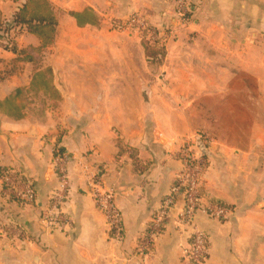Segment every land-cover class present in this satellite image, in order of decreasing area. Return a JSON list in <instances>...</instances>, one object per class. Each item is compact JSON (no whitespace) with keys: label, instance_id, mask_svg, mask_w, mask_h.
Listing matches in <instances>:
<instances>
[{"label":"crops","instance_id":"obj_1","mask_svg":"<svg viewBox=\"0 0 264 264\" xmlns=\"http://www.w3.org/2000/svg\"><path fill=\"white\" fill-rule=\"evenodd\" d=\"M45 1L56 21L52 43L32 51L41 40L23 30L15 44L31 62L0 50V170L31 182L37 203L7 197L0 178V224L12 230L0 235V264H184L191 229L178 221L180 196L149 251L140 244L186 144L207 161L203 202L227 210L224 219L194 217L207 238L203 264H264V0H186V23L174 0ZM17 9L0 1V21ZM85 10L95 24L71 17ZM132 13L166 37L156 71L146 68L139 35L113 23ZM8 100L12 109H1ZM225 112L233 113L228 125ZM198 134L211 144L198 146ZM56 154L66 155L71 182L64 232L39 218L57 187ZM91 175L114 194L120 241L90 195Z\"/></svg>","mask_w":264,"mask_h":264},{"label":"built area","instance_id":"obj_2","mask_svg":"<svg viewBox=\"0 0 264 264\" xmlns=\"http://www.w3.org/2000/svg\"><path fill=\"white\" fill-rule=\"evenodd\" d=\"M11 1L17 4L15 0ZM176 7V16L181 23L187 22V13L189 4L186 0H174ZM117 30L133 32L137 35L145 34L147 40L153 42L163 36V33L153 26L142 14L132 13L126 19L114 20ZM14 39L19 34L14 30ZM2 49L0 45V50ZM211 138L206 134L197 135V145L211 144ZM181 167L175 173L174 183L171 187L170 194L166 196L159 209L147 227L140 244L141 253L148 252L150 244L155 237L161 234L166 217L170 208L174 204V198L180 196L183 198L184 207L178 216V221L182 226L190 228L188 236V246L183 252L184 264H203L207 256V238L206 235L194 227L193 220L198 214L213 219H224L227 210L220 206L205 204L200 196V189L205 171L207 170V161L203 155L197 153L192 147L186 144L179 152ZM67 157L64 154H56L53 158L55 175L57 178V187L48 197L47 204L40 211V222L48 231L64 232L65 228L70 225L69 218L64 214L63 209L69 199L71 191V182L67 171ZM3 192L10 196L15 202L24 205H36L35 191L31 182L20 181L15 179L12 174H5L1 177ZM87 186L90 187V195L95 202L96 208L101 212L105 219L106 225L111 236L120 241L123 235V224L121 213L115 204L113 193L101 192L99 182L94 176L87 180ZM10 225L2 226L0 224V235L6 236Z\"/></svg>","mask_w":264,"mask_h":264},{"label":"trees","instance_id":"obj_3","mask_svg":"<svg viewBox=\"0 0 264 264\" xmlns=\"http://www.w3.org/2000/svg\"><path fill=\"white\" fill-rule=\"evenodd\" d=\"M17 2L18 9L16 13L12 16L10 21H0V45L2 47L1 50L9 51L16 53L18 56V61H32L31 55L26 54L25 51H18L16 48L14 39V30L18 31V33L26 30L28 33L33 34L41 40V46L37 49L32 48V51L37 53L40 52L41 49L49 46L55 35V27L56 21L52 14L51 7L45 0H15ZM190 6V5H189ZM192 8H190L191 11ZM71 17H73L79 26L83 25H93L97 21V17L90 10H85L82 13H71ZM139 38L145 45V48H158L162 46L161 38L150 42L147 40L145 34H141ZM160 51V49H157ZM153 56H156L153 53ZM44 75H40L37 79V84L39 86L46 87V81L44 80ZM18 94V92H17ZM8 100L4 104L5 109L6 106L9 109H12L11 104ZM5 174H12V176L20 181H25L13 170H0V178Z\"/></svg>","mask_w":264,"mask_h":264},{"label":"rangeland","instance_id":"obj_4","mask_svg":"<svg viewBox=\"0 0 264 264\" xmlns=\"http://www.w3.org/2000/svg\"><path fill=\"white\" fill-rule=\"evenodd\" d=\"M165 35H163L161 37V44L162 46H159L158 48H145V45L143 44V48L145 51V58H146V68L152 71H156L157 69H159V67H161L165 56H166V47H165ZM157 49H160L157 50ZM153 53H155L156 56H153ZM233 115L232 112H225L224 113V122H226V124L228 125L229 121H231V116ZM244 116V114H243ZM201 117V116H200ZM146 124V128L148 132H151L152 127L151 124L152 122L150 121V119L147 116V119L145 121ZM227 127V126H226ZM226 127H222L223 130H226L228 128ZM242 130H244V128H242Z\"/></svg>","mask_w":264,"mask_h":264}]
</instances>
